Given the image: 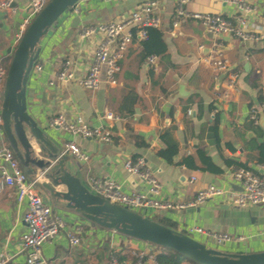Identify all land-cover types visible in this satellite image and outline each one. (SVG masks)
Masks as SVG:
<instances>
[{
    "label": "crops",
    "instance_id": "0c3cea01",
    "mask_svg": "<svg viewBox=\"0 0 264 264\" xmlns=\"http://www.w3.org/2000/svg\"><path fill=\"white\" fill-rule=\"evenodd\" d=\"M145 1L148 0H80L76 4L79 12L65 13L42 43L38 59L42 70L32 69L30 74L29 112L53 144H60L62 149L64 141L73 136L51 125V118L58 113L67 116L83 113L92 125L111 127L112 142L80 136L75 139L88 152L89 159L79 161L71 156L68 165L88 187L89 178L94 177L115 180L126 192L145 190L147 183L124 166L128 158L143 157L161 183L160 197L175 203L192 201L200 188L211 183L241 189V184L232 180L233 169L244 166L259 174L264 165V118L260 114L264 105V39L241 42L229 35L214 36L195 20L174 27L176 0H158L162 18L159 28L168 48L165 56H158V66L147 64L139 41L134 40L121 60L116 85L103 82L92 90L79 84L101 39L99 33L80 38L83 26L94 25L95 20L102 21L105 17L119 20ZM27 2L15 0L14 12L0 11V64L7 68L12 56L9 49L17 44L19 24L28 12ZM187 9L225 15L235 12L234 6L221 0H189ZM252 23L264 31L263 18ZM213 45H218L238 73L234 90L223 99L220 98L225 90L223 79L216 81L213 69L203 61ZM67 58L73 62L74 76L61 80L58 73ZM1 108L2 104L0 146L8 143ZM215 108L218 111L214 113ZM108 111L119 118L107 120ZM253 111L257 113L255 119ZM211 125L215 134L213 144L208 143ZM168 140L179 148L172 163L158 154ZM4 165L0 158V261L26 264L21 235L27 230L28 208L26 202L17 203L14 187L2 184ZM40 181L48 179L42 176ZM44 198L65 218L66 230L81 226L82 238L79 245H74L65 230L45 242L42 248L45 264H116L135 260L132 250L146 253L144 264H157L155 257L159 250L154 244L100 228L60 203L53 205L48 197ZM149 213L182 232L200 226L233 236V240L218 243L207 234H191L214 248L228 252L264 250V205L239 207L220 196L184 208ZM238 235L245 236L246 241H236ZM115 254L123 259L119 260Z\"/></svg>",
    "mask_w": 264,
    "mask_h": 264
},
{
    "label": "built area",
    "instance_id": "2783aa9c",
    "mask_svg": "<svg viewBox=\"0 0 264 264\" xmlns=\"http://www.w3.org/2000/svg\"><path fill=\"white\" fill-rule=\"evenodd\" d=\"M49 1L28 0L27 6L28 8L31 7L32 11L27 12L19 24V39L35 15ZM221 1L234 6V14L225 15L191 11L187 9L189 0H176L172 24L174 27H178L182 22L195 20L201 23L205 30L214 36L229 35L241 42L264 39L262 28L252 23L257 18L264 19V3H262L264 0ZM158 8V0H148L140 3L128 15L119 20L83 26L80 31V38L86 39L95 33H99L101 34V39L96 45L89 70L79 80V84L86 89L92 90L99 88L103 82L116 85L119 82L121 60L130 45L134 40L139 42L145 40L148 27L159 28L161 26L162 18L158 13ZM0 11L14 12L15 0H0ZM71 12H79V8L75 5ZM203 61L213 69L216 81L223 79L225 90L221 93L220 98H227L230 91L235 88V82L238 77L237 71L234 70L218 45H213L209 48L207 54L203 57ZM147 64L156 68L158 66V56H148ZM72 65L73 62L70 58L65 59L62 63V69L58 73V78L65 80L73 77ZM42 68V63L38 62V60L33 65V70L35 71H41ZM7 69L6 66L0 64V105L2 104ZM50 83L53 84L54 82ZM217 111L218 109L215 108L214 113ZM189 113H191V110H189ZM252 116L254 119L256 118V111H253ZM105 118L107 120H116L119 117L108 111L105 113ZM50 123L53 126L61 127L73 136L64 141L63 150L79 161H88L89 154L79 146L75 140L76 137L95 139L100 142H112L113 140V132L109 125H92L83 113H76L72 116L58 113L51 118ZM0 158L5 162V165L1 168L2 184L14 187L17 203L21 205L26 202L28 208L25 215L27 230L21 235V250L25 254V262L26 264H45L43 244L53 240L62 231H65L67 229V221L45 200L44 195L37 187L36 182L40 180L42 175L38 174L34 179L30 180L8 143L0 146ZM124 166L131 173L141 177L148 187L143 191L126 192L115 180L94 177L89 178V187H87L92 192L114 203L147 216L151 210L184 208L204 203L209 199L220 196L239 207L264 205V165L259 174L244 166L234 168L232 180L241 184V189L239 190L211 183L200 188L195 198L185 203H175L160 197L161 183L143 157H137L136 160L128 158L124 161ZM74 228L66 230V236L72 244L79 245L82 240L80 235L81 226L76 225ZM186 233L189 235L195 233L207 234L218 243L233 240V236L228 232H212L200 226H192ZM235 240L245 242L246 237L238 235ZM131 253L136 257L135 260L116 262V264H144L146 256L144 251L132 250ZM4 262L6 260L0 261V264Z\"/></svg>",
    "mask_w": 264,
    "mask_h": 264
},
{
    "label": "water",
    "instance_id": "95a60500",
    "mask_svg": "<svg viewBox=\"0 0 264 264\" xmlns=\"http://www.w3.org/2000/svg\"><path fill=\"white\" fill-rule=\"evenodd\" d=\"M80 0H50L32 19L12 54L3 88L1 120L4 134L30 180L38 174L41 193L86 221L127 237L172 250L195 264H264V250L228 252L206 245L192 235L160 223L150 216L114 203L92 192L70 169L72 157L48 134L28 110L27 84L50 28ZM28 12L32 11L29 7ZM264 118V111L260 112ZM214 127L208 132L213 144ZM38 149V150H37ZM61 188H58V187Z\"/></svg>",
    "mask_w": 264,
    "mask_h": 264
},
{
    "label": "trees",
    "instance_id": "16d2710c",
    "mask_svg": "<svg viewBox=\"0 0 264 264\" xmlns=\"http://www.w3.org/2000/svg\"><path fill=\"white\" fill-rule=\"evenodd\" d=\"M139 43L142 48V57L144 59H146L150 55L165 56L167 54L168 48L163 38V32L160 28L148 27L147 38L145 40L140 41ZM178 153L179 148L177 144L171 140H168L166 142V146L158 151V154L161 157L165 158L171 163L174 162V158L176 155H178ZM153 219L159 221L160 223L168 225V223L161 218ZM157 247L159 250L156 254L157 264H184L186 259L183 256L167 248L160 246ZM115 255L119 260L123 259V256L118 257L117 254Z\"/></svg>",
    "mask_w": 264,
    "mask_h": 264
},
{
    "label": "rangeland",
    "instance_id": "374dc122",
    "mask_svg": "<svg viewBox=\"0 0 264 264\" xmlns=\"http://www.w3.org/2000/svg\"><path fill=\"white\" fill-rule=\"evenodd\" d=\"M112 16V15H111ZM111 17H105L102 21H97L96 22V20H95V23H93L94 25H97V24H100V23H109V22H111L112 21V19H110ZM57 23V22H56ZM55 23V24H56ZM55 24L53 25V26H55ZM52 26V27H53ZM64 130V129H63ZM148 216H150V217H153V218H156V219H159V217L158 216H156V215H152V214H150V213H148ZM97 226V225H96ZM100 227V226H99ZM100 228H103V227H100ZM130 239H133V240H138V239H135V238H132V237H129ZM87 240L88 241H90V236H87ZM138 241H140V240H138ZM156 246V245H155ZM185 262H188L189 264H195V263H193V262H191V261H189V260H185Z\"/></svg>",
    "mask_w": 264,
    "mask_h": 264
}]
</instances>
